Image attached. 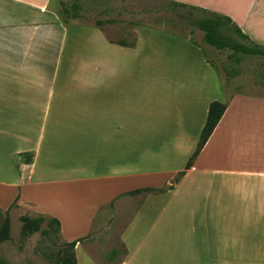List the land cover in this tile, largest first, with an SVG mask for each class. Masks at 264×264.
<instances>
[{
  "label": "crops",
  "instance_id": "obj_1",
  "mask_svg": "<svg viewBox=\"0 0 264 264\" xmlns=\"http://www.w3.org/2000/svg\"><path fill=\"white\" fill-rule=\"evenodd\" d=\"M5 1L22 14L0 27V210L57 220L62 241L80 240L77 264H96L85 241L98 212L169 186L123 227L120 264H264V95L226 99L186 40L144 29L132 46L112 43L77 19L62 24L54 0ZM169 1L226 16L264 46V0ZM214 101L226 110L173 184ZM174 140L193 144L174 159Z\"/></svg>",
  "mask_w": 264,
  "mask_h": 264
},
{
  "label": "rangeland",
  "instance_id": "obj_2",
  "mask_svg": "<svg viewBox=\"0 0 264 264\" xmlns=\"http://www.w3.org/2000/svg\"><path fill=\"white\" fill-rule=\"evenodd\" d=\"M58 1L68 2L67 0H54L53 7H56V9H52L62 24H70L72 20H67L58 14L61 11ZM71 3H73V0H69L68 4ZM76 4L79 6L77 11L79 18L75 21L84 26L100 28L106 39L112 43L132 46L136 41L137 31L144 29L171 35L186 40L188 43L191 39L197 46L190 44L200 50L204 60L213 69L218 70L217 72L214 71L220 77V88L226 99L234 94L264 95V60L259 58L244 60L239 68L238 75L226 81L220 70L226 54H219L201 43V33L196 28L188 26L183 18L186 10L179 11L176 15L165 5L166 3L160 0H77ZM19 14H22V12L16 8H11L5 0H0V27L11 26L12 23L19 22L16 19ZM7 15L13 17V20H5ZM108 20L111 22H105L101 26L95 24L96 21ZM143 66L150 67L149 63L146 65L144 63ZM141 84L149 85L147 80L144 81L143 76ZM173 94L176 98L180 93L176 94L174 92ZM187 133L191 134L190 138H193L192 129L188 130ZM172 142L174 147L171 152L174 159H178V156L183 154L185 145L190 147L193 144L189 140H174ZM161 146L164 147V144ZM180 146H183V148ZM188 147H185V149L187 150ZM18 159L24 163V158L18 157ZM176 175L172 181H174ZM143 181L144 179H140L137 183ZM154 181L158 183L160 177L155 178ZM131 184H136V182H127L126 186L130 187ZM162 189L166 191L169 186H164ZM143 197L144 195L125 196L124 199L115 204L107 205L98 212L90 235L85 241L86 244L90 245H87L86 249L96 264H120L126 254L120 242L121 231L132 217ZM4 212L6 211L0 210V224ZM6 216L10 222V239L0 244V261L3 264H54V256L63 243L59 235L52 232L42 234L40 231L23 239L20 236V218H36L39 216L30 207L12 205L7 210ZM48 224V220L45 219V222L41 225V230H50L51 227H48Z\"/></svg>",
  "mask_w": 264,
  "mask_h": 264
},
{
  "label": "trees",
  "instance_id": "obj_3",
  "mask_svg": "<svg viewBox=\"0 0 264 264\" xmlns=\"http://www.w3.org/2000/svg\"><path fill=\"white\" fill-rule=\"evenodd\" d=\"M67 1L69 2V0ZM76 1L77 0H73V3L70 5L68 2H60L61 11L58 14L67 20L78 19L79 16L77 11L79 10V6L76 4ZM160 1L166 3L165 5H167V7H169L176 15L179 11L186 10V14L183 18L187 22L188 26L196 28L201 33V43L219 54H226L225 60L220 66V70L223 73L226 81L238 75L239 68L244 60L249 58H259L264 60V46L251 42L250 39L244 35L228 17L169 0ZM105 22L111 21H96L95 24L97 26H101ZM190 32L192 33V31ZM189 42L193 45H196L191 39H189ZM214 70L216 72L218 71L216 68H214ZM225 110V104L217 101L210 103L205 124L200 132L196 144V149L186 163L184 170L176 175V178L173 181L174 184H177L178 181L185 175L186 171L192 167L193 161L199 155L204 144L214 131ZM18 157L24 158V164L31 163L32 154L30 153L19 155ZM170 188L171 187H169V189ZM164 191L165 190L163 189L146 188L126 193L122 195V197L154 195L161 194ZM13 205H15V203ZM6 215L7 211L4 212V217L0 224V244L10 239V222ZM45 219L48 220V227L51 228L50 230L43 231L41 230V225L45 222ZM20 222V236L23 239H26L40 231L42 234H48L52 232L59 235V222L55 219L39 215L36 218L21 217ZM78 242H80V240L71 243H66L63 241L59 251L54 256V264H77L74 249ZM0 264L3 263L0 261Z\"/></svg>",
  "mask_w": 264,
  "mask_h": 264
}]
</instances>
